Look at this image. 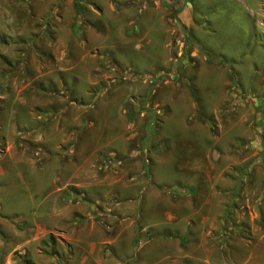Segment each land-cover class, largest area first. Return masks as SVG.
<instances>
[{
  "label": "rangeland",
  "instance_id": "374dc122",
  "mask_svg": "<svg viewBox=\"0 0 264 264\" xmlns=\"http://www.w3.org/2000/svg\"><path fill=\"white\" fill-rule=\"evenodd\" d=\"M74 1L70 14L47 0L41 12L33 0H0V12L7 15L9 7V25L0 18V29L9 32L0 35V49L8 46L0 50V264H114L111 245L87 247L88 239L100 238L97 230L111 227L96 216L94 228L75 212L73 189L82 184L83 196L102 205L96 213L112 206L116 195L123 201L119 210L138 214V222H159L161 215L148 214L147 189L153 182L187 181L193 164L155 157L158 130L172 135L175 145L183 140L188 108L165 119L164 108H155L149 121L132 125L158 85L178 80L188 105L192 100L201 116L217 118L236 116L242 102L255 110L264 95V0H115L121 15L112 0ZM84 4L97 12L93 18L80 14ZM85 25L96 30L87 34ZM38 74L51 80V94L38 78L39 85L30 81ZM235 86L243 96L232 106ZM68 90L75 98L65 109ZM263 108L259 117L252 114L257 133L264 128ZM134 172L141 174L128 180ZM118 175L126 186L116 184ZM51 241L53 255L44 249ZM140 244L129 233L119 242L123 254L134 256L145 253L137 250Z\"/></svg>",
  "mask_w": 264,
  "mask_h": 264
},
{
  "label": "crops",
  "instance_id": "0c3cea01",
  "mask_svg": "<svg viewBox=\"0 0 264 264\" xmlns=\"http://www.w3.org/2000/svg\"><path fill=\"white\" fill-rule=\"evenodd\" d=\"M85 1L79 0L81 4L86 3ZM112 1V9L116 15H121L124 11L123 7L117 9L115 0ZM33 2L35 3L33 7L37 6L38 11L41 12L43 0H33ZM74 2V0H47L48 6L60 3L70 14L72 11L70 6ZM6 12L7 15L1 10L0 18L6 17V26H8L9 7L6 8ZM80 14L84 19H89L97 12L84 4ZM85 26L86 29L83 27L82 30H86L87 34L91 30H96L93 25ZM6 28L8 30V27ZM166 31L169 35L168 29ZM6 33L9 32L0 29V35ZM1 42L7 45L4 40ZM210 66H213L212 63ZM224 73L225 71L221 72V75H226ZM45 76L38 74L29 80L37 84L38 78L41 82L39 87L48 88L49 93V85L52 86V82ZM134 82L135 80L131 85ZM43 84L45 87H42ZM228 84L229 81L226 79L220 86L222 89L225 87V93L222 92L224 106L227 103ZM183 89L184 86L176 79L166 80L158 85L151 92V96L154 95L155 98L148 99L146 107L140 109L132 125L149 121L155 108H164V119L182 108H188L186 116L182 119L186 131L182 132L183 140L178 145L174 144L173 136L165 135L162 129L158 130V135H154L155 142L159 143L161 148L155 157L162 161L174 160L178 157L188 166L193 164L187 171L190 174L188 180L168 186L166 191H163L157 183L150 184V188L147 189L149 190L148 214L151 217L156 216L155 214L161 217L159 222L147 221L144 224L138 222V214L131 216L129 212L119 210L123 201L116 195L112 206L96 213L97 206L102 205L83 196L85 194L82 189L86 186L82 184L80 188H72L79 195H74L76 199L73 206L76 211H74L91 219L88 221L92 222L90 224L94 228L93 219L96 216L102 217V220L108 222L111 227V230H97L100 238L95 241L88 239L87 247L100 249L101 245H111L110 259L114 264H153L151 260L160 262L166 259L170 261L169 264H264V128L262 132L261 126H258L260 129L257 133V130L251 127L253 112L259 117V109L264 107V95L258 102L259 106L254 105L255 110H252L249 101L242 102L236 107L239 112L235 114L236 116L222 113L221 117L217 118L214 114L198 115V108L193 105L192 100L188 105L186 97L182 94ZM69 92V90L66 92V97H69ZM70 94L71 101H67L62 106L65 109L75 98V94L73 95L72 92ZM49 104L51 106L52 103ZM138 130L139 128L134 132L138 133ZM228 134H232V140L228 143L220 141ZM140 174L134 172L126 176L128 180H134ZM115 178L116 184L121 186H126L128 183L122 175ZM57 189L63 190L64 186L59 185ZM70 216L73 218V215ZM125 219L129 220L123 230L122 222ZM123 233H129L133 242L140 241L137 250L145 249L143 255L135 254V261H131L134 255L130 252L123 254L124 251L119 246ZM144 233L146 235L143 236ZM70 240L76 243L79 241Z\"/></svg>",
  "mask_w": 264,
  "mask_h": 264
},
{
  "label": "built area",
  "instance_id": "2783aa9c",
  "mask_svg": "<svg viewBox=\"0 0 264 264\" xmlns=\"http://www.w3.org/2000/svg\"><path fill=\"white\" fill-rule=\"evenodd\" d=\"M238 89V90H236ZM242 91L238 88V86H235V90L233 89V91L231 92L232 95V106H237L238 102L240 101L242 95ZM230 106V107H232ZM260 129V128H259Z\"/></svg>",
  "mask_w": 264,
  "mask_h": 264
},
{
  "label": "trees",
  "instance_id": "16d2710c",
  "mask_svg": "<svg viewBox=\"0 0 264 264\" xmlns=\"http://www.w3.org/2000/svg\"><path fill=\"white\" fill-rule=\"evenodd\" d=\"M207 60L211 61V57L208 56V57H207ZM191 92H192V94L195 96V90H194V87H191ZM196 106H197V105H196ZM197 107H198V106H197ZM197 114L200 115V113H199L198 111H197ZM131 118H133V117H131ZM161 189H162L163 191H166V190H167L166 187H161ZM52 243H54V242L51 241V242H45V243H44V244H45L44 249H45L49 254H51V255H53V253L49 252L50 250H49L47 247L50 246V248H51ZM69 253H70V251H69ZM26 262H27V261H26ZM27 264H34V263H31V262L28 261Z\"/></svg>",
  "mask_w": 264,
  "mask_h": 264
}]
</instances>
